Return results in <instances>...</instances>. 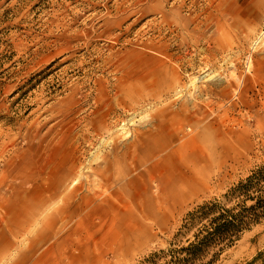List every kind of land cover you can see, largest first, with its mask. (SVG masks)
<instances>
[{"label":"rangeland","instance_id":"rangeland-1","mask_svg":"<svg viewBox=\"0 0 264 264\" xmlns=\"http://www.w3.org/2000/svg\"><path fill=\"white\" fill-rule=\"evenodd\" d=\"M263 32L264 0H0V191H30L54 169L66 172L57 197L30 213L33 225L17 239L7 235L14 248L0 251V264H12L51 214L57 217L68 193H76L71 204L103 191L117 196L97 201L98 230L85 222L76 227L78 218L68 226L86 253L90 237L101 245L120 222L140 223L149 234L125 264L177 245L188 212L223 202L230 187L264 164V37L254 44ZM131 62V79L146 75V83L135 81L130 95L116 92L112 78L123 79ZM200 74L208 75L190 86ZM98 84L113 108L99 123L93 119ZM158 133L164 149L154 152L149 137ZM232 141L233 158L200 171L197 156L211 159L218 142ZM189 161L203 191L182 202L166 197L159 213L157 191L167 190L168 175L176 167L186 172ZM10 203L17 211L18 199ZM59 228L61 222L49 235ZM53 242L40 245L34 258ZM61 247L47 264H74ZM263 250L264 221L214 264H246Z\"/></svg>","mask_w":264,"mask_h":264},{"label":"bare ground","instance_id":"bare-ground-1","mask_svg":"<svg viewBox=\"0 0 264 264\" xmlns=\"http://www.w3.org/2000/svg\"><path fill=\"white\" fill-rule=\"evenodd\" d=\"M263 37L264 32L260 34L254 44L256 45L260 43ZM56 66V64L50 66L47 69V72H50ZM135 66V62L130 63V69L126 74H123V79L122 77L112 78V85L116 92H124L127 95H130L131 91H135V81L138 80L143 84L146 83V75H141L135 80L131 79V73L134 72V69L132 68ZM203 74L205 73L202 72V75ZM207 75L208 74L201 77L200 74L198 77L191 78L190 86H193L199 79H204ZM211 78L212 77H209L207 80ZM174 83L175 82H173V84ZM146 86H148V84H146ZM95 91L97 92L93 98V104L99 106V108L93 113V119L99 123V121L103 120L112 112L113 108L111 100H108V97H106L107 93L105 92V89L98 84V88H95ZM114 101L117 105H120L117 96H115ZM188 102H190V100ZM58 113L63 117L67 115V111H60ZM66 124V121H62L60 127L64 128ZM90 125H95V122H91ZM91 130L96 132V126ZM120 131V134H122L123 137L129 135V131L124 129V126L120 127ZM161 136L162 135H159L158 133L149 137V142L152 143L154 152L162 151L164 149L163 141L160 139ZM173 136L174 133H171V137ZM218 137H223V134L220 133ZM157 139L159 140L157 141ZM217 144H220L219 150L215 151L214 157L211 159L202 155H199L194 159L196 160V164L200 163L201 172H207L212 167L225 162L227 158H233L235 156L237 151L233 141L223 143L218 142ZM190 163H193V161H189L187 165L183 166L186 172L181 170V167H176L175 170L168 175V182L165 186L167 190H158L157 196L155 194V203L159 213L162 212L161 204L164 198L169 197L173 201L182 202L188 198L196 197L201 191H203V188L201 187V181L203 182V180H201L200 172L194 170L196 167L195 164L188 165ZM190 166H193V168L190 169ZM61 170V168L54 169L53 174L48 175L45 179L47 183L36 185V187L30 191L22 192L21 186L14 188L15 191H13V189L10 190L9 187H5L0 191V225H3V228L0 230V251L6 247H10V250H13L14 244L9 242L7 235L17 239L20 231L27 226L33 225V220H29L30 213L47 208V202L57 197L59 188L66 177V172ZM3 182L4 178L1 180L0 186ZM75 195L73 193H68L66 195L63 206L55 211L57 217L55 218L54 215L51 214L47 222L44 224L43 229L37 232L29 240L26 249L15 256L12 264H47L49 259L52 258L51 256L53 252L58 249L59 246H62L61 250L63 252L68 251V255H66L64 259L68 258L67 260L73 261L74 264H125L131 254L146 244L149 234L144 225L140 223L128 224L120 222L115 225V228L109 234V237H107L101 245L95 242L93 237H90V248L87 251L88 253L84 252L82 249L83 241L79 236L76 238H73L72 236L69 237V234L67 233L68 226L72 223L74 218H78L77 223L75 224L76 227H80V225L85 222L90 228L98 230L97 224L102 220L103 212H101L100 215L98 209L99 204L97 201L99 199H103L102 201H116L117 196L112 192L107 193L106 191H103L99 194L93 193L88 196L78 197L77 199L80 201L71 204L70 202L75 199ZM10 198L18 199L19 207L17 211L13 210V207L10 206ZM112 205L117 212L124 211L126 208V206L121 203L115 202V204L113 203ZM42 211L44 212V210ZM58 222H61V228L55 230L52 235H49L48 231L52 228L54 229ZM99 226L102 227V225ZM59 233H64V237L57 239ZM50 238H52L54 242L38 257L34 258L33 255L39 249L40 245ZM10 250L8 248L6 251ZM59 264L66 263L63 262Z\"/></svg>","mask_w":264,"mask_h":264},{"label":"trees","instance_id":"trees-1","mask_svg":"<svg viewBox=\"0 0 264 264\" xmlns=\"http://www.w3.org/2000/svg\"><path fill=\"white\" fill-rule=\"evenodd\" d=\"M223 200L203 202L188 212L176 235L183 239L141 264H214L226 248L264 221V164L230 187ZM246 264H264V250Z\"/></svg>","mask_w":264,"mask_h":264}]
</instances>
